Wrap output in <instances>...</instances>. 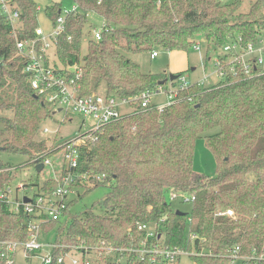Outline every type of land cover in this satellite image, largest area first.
<instances>
[{
    "label": "trees",
    "instance_id": "1",
    "mask_svg": "<svg viewBox=\"0 0 264 264\" xmlns=\"http://www.w3.org/2000/svg\"><path fill=\"white\" fill-rule=\"evenodd\" d=\"M73 1L79 10L68 18L56 54L64 65L83 67L84 95L101 92L135 99L159 85L167 86L169 74L145 73L127 53L157 47L188 52L200 37L222 47L238 35L253 40L264 29V0H255L248 12L239 14L243 0ZM17 2L24 12L26 33L34 32L38 5L33 0ZM61 8L54 2L45 12L55 19ZM89 13L99 14L109 25L100 40L84 30ZM10 28L0 14V89L4 79L14 85L13 101L0 104L12 110L11 117L0 119L4 138L0 150L25 154L34 164L60 151L64 141L53 149L46 140L36 139L41 122L53 112L32 89ZM85 35L89 39L83 55ZM254 74L240 72L204 89L194 84L162 109L143 108L135 99L131 113L94 132L98 139L80 143L79 165L72 170L77 174L74 184L84 193L99 186L110 191L101 201L104 213L92 208L72 213L73 199L64 212L67 220L43 223L46 231L57 227L52 264H66L58 258L73 248L84 258L94 251L101 255L102 262L94 256L90 264H118L107 259L104 246L115 248L127 264H154L153 253H141L144 246L186 249L196 264H233L231 254L239 247L243 258L238 264H264V72ZM215 128L218 131L206 139L217 160L216 175L197 174L196 141ZM8 165L0 158V191L13 179ZM101 174L103 180H96ZM47 182L44 191L57 187V180ZM180 193L195 196L190 214L172 208L168 197ZM81 196L82 192L77 197ZM228 209L234 214H223ZM30 221L31 216L1 204L0 241L27 240ZM141 223L155 227V234L139 229ZM2 247L0 264H8Z\"/></svg>",
    "mask_w": 264,
    "mask_h": 264
},
{
    "label": "built area",
    "instance_id": "2",
    "mask_svg": "<svg viewBox=\"0 0 264 264\" xmlns=\"http://www.w3.org/2000/svg\"><path fill=\"white\" fill-rule=\"evenodd\" d=\"M37 26L32 33H26L25 23L23 19V10L17 0H0V14L3 15L10 24V33L16 43V55L25 59L24 72L28 75L29 82L32 89L37 96L46 101L52 114L58 112H65L66 117L74 112L83 114L86 118L82 122L84 131L78 133L77 136L64 141L61 145L62 152V167L60 174L56 177L57 187L52 191H44L42 187H37L32 195H25L22 199L12 201V189L6 186L0 191V205L5 204L13 212H24L31 216L29 223L28 239L22 242L15 241H0L2 247V256L7 257V263H14V254L18 245L24 246L26 253L29 256L37 255L43 246L38 242V235L42 230L43 223L52 220H64L67 215L64 213L67 209L70 197L79 196V189L74 184L76 173L72 170L79 165L80 148L79 144L88 140H96L99 135L94 132L102 129L105 125L119 120L125 114L120 110V106L124 104H133L135 99H138L139 104L143 108L154 106L152 103V96L155 94H168V102L156 105L162 109L166 105L172 104L176 99H180L181 92L190 89L194 84H197L201 89L209 88L226 81L230 76H237L240 72L246 75L253 76L255 72H264V29L258 33L255 39L246 41L243 36L238 35L231 41L224 44L220 49V53L213 60V70L203 76L192 79L188 75L178 74L175 80L168 79L171 88L168 85H159L153 91H145L140 96L134 98H118L108 96L105 93L93 92L89 95L82 93L81 77L83 75V67L79 64L64 65L57 59L56 49L61 39L68 29V18L79 10L78 4L74 8H61L60 14L57 18L52 19L49 13L45 12L52 21V27L46 29L40 22V6H37ZM109 25L104 20L103 26L91 27L90 34L95 40H100L103 37V32ZM200 49L199 45L195 46ZM159 52L153 50L151 57L155 58ZM204 73L207 68L206 62H202ZM241 69V71H239ZM193 96H188L191 100ZM87 120V121H86ZM48 130L45 129V132ZM39 163H43L44 167L52 163V158L47 157L43 161H35L36 167ZM68 169L66 173L63 170ZM44 169V168H43ZM104 174L95 176L96 180H103ZM86 179L87 175H83ZM180 196L182 199L191 201L195 199L194 195L173 194L172 197ZM29 200L26 201L25 198ZM223 214L233 215L234 211L228 209ZM139 229H146L149 235L155 234V227H151L146 223L138 225ZM51 248L58 247L57 244L51 243ZM104 250H116L111 246H104ZM141 253H153L152 261L154 264H178L182 255L191 256L193 253L186 249L174 248H153L148 249L144 246ZM69 253L61 255L58 258L59 263L66 264H90L91 260L84 256L79 262L72 257L71 262L68 263ZM233 262L243 258L239 253V247H236L231 254ZM53 255L42 257V264H52Z\"/></svg>",
    "mask_w": 264,
    "mask_h": 264
},
{
    "label": "rangeland",
    "instance_id": "3",
    "mask_svg": "<svg viewBox=\"0 0 264 264\" xmlns=\"http://www.w3.org/2000/svg\"><path fill=\"white\" fill-rule=\"evenodd\" d=\"M41 8L40 22L46 29L52 27L51 19L46 16L45 9L54 2H60L62 8L72 9L75 6L73 0H33ZM225 2H232L234 0H223ZM255 0H243L241 7L236 14L240 12L246 13L250 9L251 3ZM89 21L85 24V31L90 30L91 27H102L104 19L96 13H89ZM90 34V33H89ZM88 37L85 35L83 38V55L86 54V46ZM200 49L193 46L188 52L180 50H167L162 47H157L154 50L159 52L158 56L155 58L151 57L152 51H139L127 53V55L133 59L135 62L139 63L141 70L145 73L154 74H184L190 76L192 79H197L203 74L209 73L213 70V60L222 53L221 47L214 46L213 43L208 42L204 37H200L198 44ZM202 62H206L207 68L204 73ZM195 67V70H192ZM4 81V80H3ZM5 87L0 89V104H9L14 98V85L9 80H6ZM168 89L171 88L170 83L167 84ZM98 90L102 91V88ZM152 103L154 105H161L167 103L169 98L168 94H155L152 96ZM9 107L0 108V119L2 117H11L12 110L5 109ZM134 109L133 104H124L120 106V110L123 114L131 113ZM84 119H89L80 113H72L66 117L65 112H58L52 115L51 112L45 116V119L41 122L38 129L37 137L38 140H46L49 147H57L60 141H65L72 137L78 135L84 131L82 122ZM87 121V120H86ZM45 129L48 131L45 132ZM218 129H211L201 134L196 141L194 150V161L193 169L197 174H205L207 176L213 177L217 172V160L212 152V150L207 145L206 136L214 134ZM0 136V146L4 145L3 140ZM52 155V154H51ZM0 158L9 165L7 169H12L13 179L8 186L11 187V199L16 201V199H22L25 195H32L37 187H42L44 183H48V178L51 180H56V177L60 174L62 167V152L57 151L52 158V163L47 164L41 172L36 170L33 164H29V157L22 153H11L8 151L0 150ZM6 171V169H5ZM47 179V180H46ZM35 183L37 185H35ZM80 187V186H78ZM83 196L81 197H70V201L76 199L74 205L71 207L72 213L83 212L88 209H93L96 213H104V208L101 206V201L107 196L110 188L107 186H99L88 193H84L83 188L79 189ZM79 193V195H80ZM171 200L173 210L183 211L190 214L192 211V202L178 197H168ZM68 216L64 219L67 220ZM195 223V221L193 220ZM57 235V227L54 226L49 231L42 229L38 235V242L43 246L36 252L37 255L29 256L24 249V246L18 245L14 254V264H42V257L52 254L51 243L55 242ZM22 242V241H20ZM107 259L117 261L118 264H127V259L122 257L120 253L116 250H105ZM90 260L95 257L98 261L102 262L101 255L96 253V251L87 255ZM95 256V257H94ZM98 256V257H97ZM76 258L79 262L82 261V252L78 251L77 248H73L69 252L68 263L71 262V258ZM239 260L233 262V264H238ZM178 264H196L195 260L188 255H182L179 259Z\"/></svg>",
    "mask_w": 264,
    "mask_h": 264
},
{
    "label": "water",
    "instance_id": "4",
    "mask_svg": "<svg viewBox=\"0 0 264 264\" xmlns=\"http://www.w3.org/2000/svg\"><path fill=\"white\" fill-rule=\"evenodd\" d=\"M192 70H195V67H192ZM177 77H178L177 74H169V79H170L171 81H172V80H175ZM5 81H6V80L4 79L3 82H5ZM165 82H166V80H163V81H161L160 83H161V84H164ZM43 168H44L43 163H39V164L36 166V170H37L38 172H41V171L43 170ZM25 200L28 201L29 198L26 197ZM177 212H178V213H181V214H186L185 212H183V211H179V210H178Z\"/></svg>",
    "mask_w": 264,
    "mask_h": 264
}]
</instances>
